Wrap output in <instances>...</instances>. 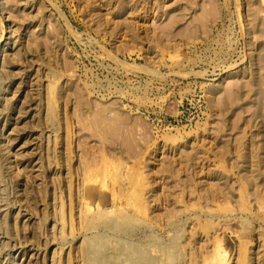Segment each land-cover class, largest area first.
Listing matches in <instances>:
<instances>
[{
	"label": "rangeland",
	"instance_id": "1",
	"mask_svg": "<svg viewBox=\"0 0 264 264\" xmlns=\"http://www.w3.org/2000/svg\"><path fill=\"white\" fill-rule=\"evenodd\" d=\"M0 39V264H264V0H0Z\"/></svg>",
	"mask_w": 264,
	"mask_h": 264
},
{
	"label": "bare ground",
	"instance_id": "2",
	"mask_svg": "<svg viewBox=\"0 0 264 264\" xmlns=\"http://www.w3.org/2000/svg\"><path fill=\"white\" fill-rule=\"evenodd\" d=\"M3 39H4V38H3ZM0 40H1V39H0ZM128 205H129V204H128ZM87 209H89L88 212H91L89 206L87 207ZM120 212H121V211H120ZM107 213H108V212H107ZM105 214H106V211H105V210L103 211V209H98V212L95 213L94 216H96V218H99V217L104 216ZM108 214H109V213H108ZM108 214H106V215H108ZM110 214H112V213H110ZM109 217H111V216H109ZM123 217H124V218H122L121 220L126 219V223H127V224H129V223H130V224H131V223L134 224L135 221H134V219H133L132 217H130V216H123ZM105 218H108V216L105 217ZM99 219H100V218H99ZM85 220H86V219H85ZM91 220H92V219H91ZM91 220H90V223L92 222ZM100 220H102V218H101ZM100 220H99V221H100ZM102 221H103V222H102ZM102 221H101L102 224L106 225V227H108V226H109V227H114L116 230H117V229H121V230H123V229H124L123 226H126V225H123V226L120 225L122 222H124L123 224H126L124 220H123L122 222L118 220L119 222H121L120 224H116V223L110 222L111 219H110V221H109L108 219H106V221H105V220H102ZM115 221H116V220H115ZM87 222H88V221H87ZM100 224H101V223H100ZM104 225H103V226L99 225V226L104 227ZM88 226H90L89 223H88ZM91 226H93V225H91ZM95 227H96V226H95ZM95 227H94V229H95ZM92 228H93V227H92ZM100 229H101V228H100ZM102 229H103V228H102ZM87 231H88V230H87ZM96 231H97V230H96ZM107 231H108V230H107ZM109 231H110V230H109ZM117 231H118V230H117ZM91 235H92V234H91ZM103 237H104V236H103ZM91 238H92V237H91ZM99 238H100V237H99ZM87 239H88V238H87ZM94 240H95V239H94ZM103 240L105 241V239H103ZM103 240H102V241H103ZM102 241H101V242H102ZM98 242H99V241H98ZM106 242H107V241H106ZM89 244H90V246L92 247V249H93L92 252H93V254H94V253H96V252L98 253V252H99V248H102L103 245H105L106 243H103V242H102V244H99V243H96L95 241L92 240V241L89 242ZM109 244H110V243H109ZM130 245H131V246H129V248H130L129 250H130V252H133V250H135V249H133V247H132L133 244L130 243ZM106 246H108V243H107ZM109 246H110V245H109ZM127 246H128V244H127ZM135 247H136V245H135ZM105 248H106V247H105ZM136 248H137V247H136ZM103 249H104V248H103ZM107 249H108V247H107ZM121 249H122V248H121ZM121 249H120V251H121ZM100 250H101V249H100ZM117 250H119V249H117ZM122 250H124V249H122ZM125 250H127V249H125ZM138 250H139V249H137V252H138ZM100 252H101V251H100ZM102 252H103V251H102ZM122 252H123V251H122ZM97 253H96V254H97ZM113 253H114V254H113ZM113 253H112V255H115V256H116L115 252H113ZM116 253H117V252H116ZM120 253H121V252H120ZM98 254H100V253H98ZM98 254H97V256H98ZM94 255H95V254H94ZM100 255H101V254H100ZM123 255L125 256L126 254L124 253ZM88 256H90V253H88ZM88 256H87V257H88ZM115 256H112V257H115ZM117 256H118V253H117ZM117 256H116V258H117ZM90 257H91V256H90ZM127 257H128V259H129V256H127ZM130 257H131V256H130ZM216 257H217L219 260L222 259L221 257H223V253H220V252L217 253V254H216ZM108 259H110V258H108ZM108 259L105 258V255H104V259H99V260H98V259H95V260H96V261L98 260V263H99V264H109V260H108ZM114 260H115V259H114ZM114 260H113V261H114ZM125 260L127 261V259H125ZM147 260H148V259H147ZM111 261H112V260L110 259V262H111ZM116 261H117V260H116ZM126 261H125V263H126ZM220 261H221V260H220ZM137 262H139V261H137ZM137 262H136V263H137ZM142 262H143V261H142ZM142 262H141V263H137V264H142ZM123 263H124V262H123ZM127 263H130V262L128 261ZM146 263H147V262H146ZM115 264H117V263L115 262ZM144 264H145V263H144ZM218 264H221V263H218ZM222 264H225V263H222Z\"/></svg>",
	"mask_w": 264,
	"mask_h": 264
}]
</instances>
